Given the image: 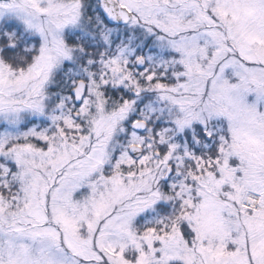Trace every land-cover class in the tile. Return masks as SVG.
<instances>
[{"label":"snow or ice","instance_id":"1","mask_svg":"<svg viewBox=\"0 0 264 264\" xmlns=\"http://www.w3.org/2000/svg\"><path fill=\"white\" fill-rule=\"evenodd\" d=\"M0 264H264V0H0Z\"/></svg>","mask_w":264,"mask_h":264}]
</instances>
